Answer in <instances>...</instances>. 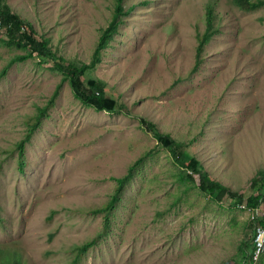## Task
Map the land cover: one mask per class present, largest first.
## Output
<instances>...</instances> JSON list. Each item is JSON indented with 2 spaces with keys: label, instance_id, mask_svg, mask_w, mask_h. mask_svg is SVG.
I'll return each mask as SVG.
<instances>
[{
  "label": "rangeland",
  "instance_id": "obj_1",
  "mask_svg": "<svg viewBox=\"0 0 264 264\" xmlns=\"http://www.w3.org/2000/svg\"><path fill=\"white\" fill-rule=\"evenodd\" d=\"M0 3L29 20L50 48L37 53L0 33L3 254L22 264H73L75 247L104 232L96 210L127 176L107 233L78 264H264V254L250 263L241 249L245 238L253 241L251 211L185 180L141 122L185 142L213 180L248 198L264 174V5L244 11L231 0H123L117 31L93 63L115 0ZM208 4L218 32L199 61ZM68 61L85 65V85L99 80L123 108L83 104L60 64ZM49 100L19 169L16 144Z\"/></svg>",
  "mask_w": 264,
  "mask_h": 264
},
{
  "label": "trees",
  "instance_id": "obj_2",
  "mask_svg": "<svg viewBox=\"0 0 264 264\" xmlns=\"http://www.w3.org/2000/svg\"><path fill=\"white\" fill-rule=\"evenodd\" d=\"M231 2L233 5L244 11H255L264 5V0H231ZM122 11L123 0H115L113 19L103 30L98 39L97 45L93 52V63H96L99 58H101V50L106 47L109 40L117 31L118 25L120 23V13H124V11ZM204 17L205 30L203 33H199L197 35L198 60L200 59L205 47L211 42L215 34L218 32L216 27L217 16L215 13L214 4L207 5ZM0 20L1 23L3 22L0 33L5 32L8 36V39L5 42H8L9 44L16 43L20 46H30L32 51L41 54H48L50 52L46 37L40 35L29 20L24 19L7 5L1 3ZM60 64L64 65V69L69 75V82L72 86L74 95L79 98L83 104L93 106L96 109L105 110L107 112H113L116 109L123 108V106L120 105L116 106L115 101L104 94V85L99 80L90 78L87 80L88 85H85L82 79V74L86 69L85 65H78L77 63H73L71 61ZM50 102L51 101L49 100L45 105L37 106V112L29 123L24 137L16 144L18 150L19 169H21L24 144L27 140H29L32 132L39 126L41 118L46 116ZM141 122L145 129L152 133L157 138L158 142L169 151L173 162L182 168L184 172H186L185 180L192 182L199 191L218 201H223L225 198H231L241 204L247 203L248 206L253 208H258L261 206L263 208L264 174L261 176V178L257 177L252 181L251 188L253 189V193L248 198H245L243 194H236L226 185L219 181L213 180L209 176L201 161L196 156L190 155L188 153L187 144L185 142L178 141L169 134L161 133L156 125L146 118L142 117ZM117 180L118 185L111 200L96 210L102 213L105 218L104 232L98 233L97 236L75 247L73 264H78L82 256L96 243L97 239L107 233L110 226V214L114 210L115 204L119 199V194L121 193L123 186L127 181V176L118 178ZM1 225L2 220L0 219V226ZM248 243H251L252 246L250 247ZM241 249L243 256L248 257L247 260L250 263L255 262L253 259L254 244L250 236L243 240ZM231 261L233 262L232 264H240L238 261ZM0 264L22 263L20 258L15 254H3V250L0 249Z\"/></svg>",
  "mask_w": 264,
  "mask_h": 264
},
{
  "label": "built area",
  "instance_id": "obj_3",
  "mask_svg": "<svg viewBox=\"0 0 264 264\" xmlns=\"http://www.w3.org/2000/svg\"><path fill=\"white\" fill-rule=\"evenodd\" d=\"M3 22L0 20V29L2 28ZM242 208H247L252 213L254 222V234H253V259L257 262L264 254V213L262 208H253L248 206L247 203L242 204Z\"/></svg>",
  "mask_w": 264,
  "mask_h": 264
}]
</instances>
